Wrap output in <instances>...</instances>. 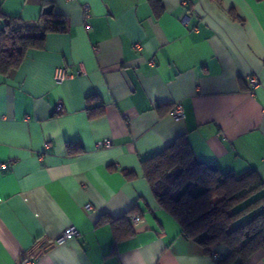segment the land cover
<instances>
[{
    "label": "crops",
    "instance_id": "0c3cea01",
    "mask_svg": "<svg viewBox=\"0 0 264 264\" xmlns=\"http://www.w3.org/2000/svg\"><path fill=\"white\" fill-rule=\"evenodd\" d=\"M185 1L160 0L157 12L150 0H0V28L7 18L40 23L50 2L68 20L0 74V264L31 256L35 264H217L225 256L218 244L214 261L181 233L140 159L184 135L198 160L264 180V0ZM59 67L71 76L57 82ZM250 75L260 80L252 91ZM177 103L182 119L170 112ZM104 138L110 146L96 147ZM103 216L128 222L132 234L113 246ZM70 226L79 235L56 242ZM244 264H264V252Z\"/></svg>",
    "mask_w": 264,
    "mask_h": 264
},
{
    "label": "trees",
    "instance_id": "16d2710c",
    "mask_svg": "<svg viewBox=\"0 0 264 264\" xmlns=\"http://www.w3.org/2000/svg\"><path fill=\"white\" fill-rule=\"evenodd\" d=\"M150 1L160 12V0ZM40 20L37 24L5 20L0 28V74L20 66L26 51L41 47L48 33L68 27L67 18L52 2L42 5ZM140 166L156 203L178 223L185 237L207 251L218 244L227 248L217 264L236 258L244 264L255 253L264 252V194H259L264 190V180L255 170L239 176L224 174L198 160L184 135L141 158ZM123 172L128 178L135 176L134 171ZM103 222L112 226L113 246L133 232L123 219L103 216L98 223Z\"/></svg>",
    "mask_w": 264,
    "mask_h": 264
},
{
    "label": "built area",
    "instance_id": "2783aa9c",
    "mask_svg": "<svg viewBox=\"0 0 264 264\" xmlns=\"http://www.w3.org/2000/svg\"><path fill=\"white\" fill-rule=\"evenodd\" d=\"M182 4H186L185 0H182ZM83 9L85 12L88 11V5H84ZM138 48H140V46H137ZM71 75H69L68 73H66L65 69L62 67H59L55 70L54 73V79L57 82H60L68 77H70ZM260 84V80L256 75H250L248 77V86L249 89L252 91L253 89H255L258 85ZM56 111L57 112H61L62 111V106L59 104L56 107ZM171 114L178 119H182L184 118V110L181 104L177 103L175 105L172 106L171 110H170ZM111 142L109 139L104 138L101 139L99 141L96 142V147H102V146H110ZM86 209L91 208V205L89 203H87L85 205ZM132 218L136 219L137 216H132ZM79 235L78 230L74 227V226H70L67 227L62 233L61 235H59V237H57L56 242L58 243H63L65 242L68 238L70 237H77ZM210 256L214 261H217L221 258V256L216 253L214 250H210ZM38 257L34 256V257H23L22 259L18 260L16 264H35L37 261Z\"/></svg>",
    "mask_w": 264,
    "mask_h": 264
}]
</instances>
